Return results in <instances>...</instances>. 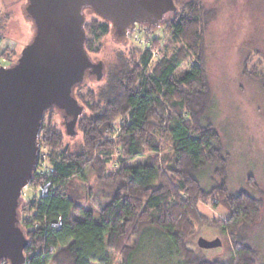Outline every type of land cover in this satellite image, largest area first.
<instances>
[{
  "label": "trees",
  "instance_id": "1",
  "mask_svg": "<svg viewBox=\"0 0 264 264\" xmlns=\"http://www.w3.org/2000/svg\"><path fill=\"white\" fill-rule=\"evenodd\" d=\"M196 13V5L190 4L169 25L173 31L170 41L181 47L156 58L150 50L135 47L138 57L134 63L120 56L96 93L83 96L82 84L73 88L72 94L84 110L75 125L82 138L77 152L68 153L64 132L45 122L54 109L43 114L37 141L41 140L52 173L41 177L35 169L30 184L37 187L49 182L51 191L42 198L27 196L19 204L18 225L27 240L25 264H111L110 253L118 254L121 264H134L142 241L152 231L167 240L179 256V264H257V253L242 231L258 221L263 199L248 191L229 192L228 155L209 118ZM83 29L87 54L97 52L96 43L115 33L111 23L96 15L85 21ZM139 29L148 37L155 35L152 27ZM1 55L11 64L5 53ZM187 59L191 68L176 78ZM121 118L124 121L117 129L113 124ZM115 130L118 134L112 142L106 135ZM159 137L168 138L173 146L167 161L158 159ZM116 149L121 155L113 164ZM145 151L155 156L140 165H128ZM89 164L97 166L98 179L109 190L98 205V219L92 208H79L66 187L72 177L83 176ZM207 168L213 183L209 189L196 178ZM209 199L227 210L226 219L210 220L200 213L199 204ZM58 218L60 229H50ZM199 225L226 231L233 254L230 261L207 260L187 247Z\"/></svg>",
  "mask_w": 264,
  "mask_h": 264
},
{
  "label": "rangeland",
  "instance_id": "2",
  "mask_svg": "<svg viewBox=\"0 0 264 264\" xmlns=\"http://www.w3.org/2000/svg\"><path fill=\"white\" fill-rule=\"evenodd\" d=\"M174 2L178 8L177 12L163 19L158 27H152L155 35L151 38L139 31L140 37L146 41L150 38L157 41L155 43L151 41L147 48L152 56L160 57L163 52L168 54L173 47H181L179 42L170 41L173 31L169 25L172 20L180 17L188 5H196L198 22L195 28L200 35L199 49L209 93V118L220 135L224 153L228 155L229 192L236 195L240 191H248L263 199L258 221L244 227L242 234L256 251L257 264H264V0H174ZM26 8L27 0H0V56L5 53L4 56L11 61L10 64L6 59L0 58V66L8 67L14 64L23 47L34 35V27L27 16ZM83 15L86 23L95 18L89 9L84 10ZM139 27L146 26H136L134 31ZM132 31L125 37H118L110 32L96 43L95 46L99 49L97 52H89L88 56L93 64L103 65L102 80L96 81V75L89 71L81 83L80 94L86 96L89 92L96 93L106 81L107 75L117 65L120 56L128 63H134L138 57L135 47L144 48L135 45L132 35L137 32ZM191 66V60L187 59L175 77H181ZM44 120L50 121L64 132L63 145L68 153L79 150L82 138L77 130L71 127L69 132L71 134L74 132L75 135L66 134V126L70 124L71 117L63 111L54 109ZM123 121L122 118L117 119L113 126L118 129ZM117 134L118 130H115L106 136L113 142ZM40 142L39 139L38 145L43 147ZM156 142L159 145L158 159L166 161L170 159L173 146L169 139L159 137ZM120 155L118 149L113 151V164ZM150 156H155V153L145 151L128 165H140ZM96 169L97 166L87 165L83 176L72 177L66 187L75 204L81 209L92 208L94 218L98 219V205L105 201L103 195L109 190L99 181ZM196 178L205 189L213 186L211 169L203 170ZM23 194L20 202L27 196L29 198L37 193L26 188ZM215 202L209 199L199 204L200 213L210 220L226 219L227 210L222 205H214ZM194 232L195 235L187 241V247L199 257L221 262L232 259L231 241L224 229L199 225ZM146 237L142 241V249L134 257V264H179V256L161 234L152 231ZM199 239L218 240L220 245L202 249L198 246ZM110 258L111 264L122 263V258L118 254L110 253Z\"/></svg>",
  "mask_w": 264,
  "mask_h": 264
},
{
  "label": "water",
  "instance_id": "3",
  "mask_svg": "<svg viewBox=\"0 0 264 264\" xmlns=\"http://www.w3.org/2000/svg\"><path fill=\"white\" fill-rule=\"evenodd\" d=\"M86 9L111 23L118 37L136 26L158 27L176 10L173 0H27L34 35L13 65L0 66V262H26L17 210L37 166L43 114L63 111L71 117L66 134L75 135L69 130L84 110L72 90L89 71L102 77V64H93L84 48ZM219 245L198 241L202 249Z\"/></svg>",
  "mask_w": 264,
  "mask_h": 264
},
{
  "label": "built area",
  "instance_id": "4",
  "mask_svg": "<svg viewBox=\"0 0 264 264\" xmlns=\"http://www.w3.org/2000/svg\"><path fill=\"white\" fill-rule=\"evenodd\" d=\"M137 29H138L137 31L133 30L134 32H137V33H134L132 31L134 33L132 35L133 42L135 43V45H140L144 49H147L151 45V41L152 40H151V38L148 39L147 41L141 39V37H140L141 35H140V32H139L141 30L139 28H137ZM153 57L156 58L157 56L154 55ZM47 160L48 159H47V154L45 153V149L38 145V159H37L36 170L39 172V175L41 177L47 176L50 173H52L51 168L48 166ZM50 187H51V183L47 182V183H42V184H40L37 187H35L34 185H31V184H28V186L26 188L33 190L34 192L37 193L36 195H38L39 197L42 198V197H45V196H47L49 194V192L51 191ZM23 191H22V197H24ZM60 227H61V218H58V220L56 222L51 223L49 225V228L53 229V230H58V229H60ZM49 251L53 253L54 249L50 248ZM0 264H8V263L6 261H2V262H0Z\"/></svg>",
  "mask_w": 264,
  "mask_h": 264
},
{
  "label": "flooded vegetation",
  "instance_id": "5",
  "mask_svg": "<svg viewBox=\"0 0 264 264\" xmlns=\"http://www.w3.org/2000/svg\"><path fill=\"white\" fill-rule=\"evenodd\" d=\"M173 13H174V12H173ZM173 13H172V12H167V13H165L163 19H165L167 16H169V15H171V14H173Z\"/></svg>",
  "mask_w": 264,
  "mask_h": 264
}]
</instances>
